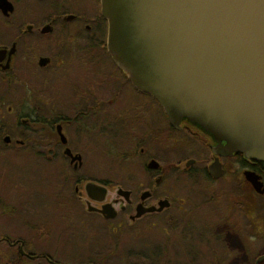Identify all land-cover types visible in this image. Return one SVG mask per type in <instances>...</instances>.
Returning a JSON list of instances; mask_svg holds the SVG:
<instances>
[{
  "label": "flooded vegetation",
  "instance_id": "obj_1",
  "mask_svg": "<svg viewBox=\"0 0 264 264\" xmlns=\"http://www.w3.org/2000/svg\"><path fill=\"white\" fill-rule=\"evenodd\" d=\"M105 42L99 0H0V79L17 126L1 142L16 160L10 181L29 188L10 203L0 264H264V160L218 154L222 141L170 124ZM101 134L130 147L91 154ZM57 237L73 250L34 243Z\"/></svg>",
  "mask_w": 264,
  "mask_h": 264
},
{
  "label": "water",
  "instance_id": "obj_2",
  "mask_svg": "<svg viewBox=\"0 0 264 264\" xmlns=\"http://www.w3.org/2000/svg\"><path fill=\"white\" fill-rule=\"evenodd\" d=\"M99 10L111 60L170 124L222 141L218 154L264 160V0H99Z\"/></svg>",
  "mask_w": 264,
  "mask_h": 264
},
{
  "label": "rangeland",
  "instance_id": "obj_3",
  "mask_svg": "<svg viewBox=\"0 0 264 264\" xmlns=\"http://www.w3.org/2000/svg\"><path fill=\"white\" fill-rule=\"evenodd\" d=\"M95 28H96L95 31H98V25H95ZM94 62L95 65L98 66L101 65L104 68H107L109 66L108 62L101 55L100 49H95ZM95 79H97V77H95ZM11 97L12 95L10 94V86L7 83L6 84L1 83V79H0V237H7L8 239H10V203L27 202V200L22 196V194L24 193V191L29 190V188L22 189L20 185L17 186L21 189H17L16 186L10 181V174H11L10 161L12 160L16 161V160L11 158L10 156V149H9L10 146H5L1 142V137L3 136V134H7L10 136V134H12L17 127L13 119L14 113L12 112L7 113V107L8 106L10 107L12 101ZM118 137L119 138L117 140L113 141L111 140V136L108 137V135L105 136L101 134L99 137H97L99 138V140L97 141L99 145L95 146L96 150L95 149L93 150V147L91 146L88 148L90 149L91 154H95L99 152L105 153L106 151L105 147L107 146L108 148L109 143L114 142L116 145H118L119 148L121 147V150L124 149L128 150L130 147L129 137L128 136H122V137L118 136ZM111 154L113 153L111 152ZM161 160L164 161L165 158H162ZM168 161H169V157H168ZM199 185L200 184H190V186H188L187 189H190L191 191H198V189L200 188ZM30 187H33V185H30ZM65 207L66 206L64 205L60 208L64 209ZM57 208L59 210V206ZM56 222L60 223L61 221L59 219ZM198 224L200 225L199 222ZM73 233L75 234L74 231ZM47 239H51V238L48 237ZM47 239L43 240L46 242H34V243H36V245L37 244L40 245L39 248H44V250L49 252L56 250V247L60 245V252L62 253V255L66 253L67 249L69 248L72 249L71 247L72 242L69 240L66 241L64 237H62L61 239L60 237L54 238V241ZM52 242L55 245L52 244ZM87 254H88L87 256H89L88 252ZM9 258H10V247H7L6 244L0 241V259L9 260Z\"/></svg>",
  "mask_w": 264,
  "mask_h": 264
},
{
  "label": "trees",
  "instance_id": "obj_4",
  "mask_svg": "<svg viewBox=\"0 0 264 264\" xmlns=\"http://www.w3.org/2000/svg\"><path fill=\"white\" fill-rule=\"evenodd\" d=\"M5 238H7V237H5ZM8 239V238H7Z\"/></svg>",
  "mask_w": 264,
  "mask_h": 264
}]
</instances>
